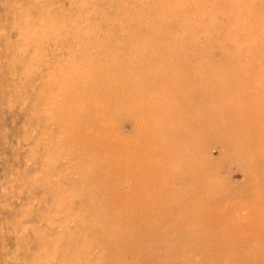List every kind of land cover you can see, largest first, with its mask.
Segmentation results:
<instances>
[{
	"label": "rangeland",
	"instance_id": "obj_1",
	"mask_svg": "<svg viewBox=\"0 0 264 264\" xmlns=\"http://www.w3.org/2000/svg\"><path fill=\"white\" fill-rule=\"evenodd\" d=\"M0 264H264V0H0Z\"/></svg>",
	"mask_w": 264,
	"mask_h": 264
},
{
	"label": "bare ground",
	"instance_id": "obj_2",
	"mask_svg": "<svg viewBox=\"0 0 264 264\" xmlns=\"http://www.w3.org/2000/svg\"><path fill=\"white\" fill-rule=\"evenodd\" d=\"M98 119H100V118H98Z\"/></svg>",
	"mask_w": 264,
	"mask_h": 264
}]
</instances>
